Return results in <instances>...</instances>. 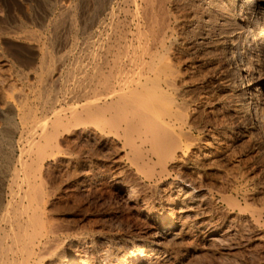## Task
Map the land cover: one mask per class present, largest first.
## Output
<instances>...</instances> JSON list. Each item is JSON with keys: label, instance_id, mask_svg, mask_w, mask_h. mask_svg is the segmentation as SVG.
Segmentation results:
<instances>
[{"label": "bare ground", "instance_id": "obj_1", "mask_svg": "<svg viewBox=\"0 0 264 264\" xmlns=\"http://www.w3.org/2000/svg\"><path fill=\"white\" fill-rule=\"evenodd\" d=\"M28 1L0 10L36 63L0 82V264H264V0ZM76 143L141 227L49 220L44 170Z\"/></svg>", "mask_w": 264, "mask_h": 264}, {"label": "rangeland", "instance_id": "obj_2", "mask_svg": "<svg viewBox=\"0 0 264 264\" xmlns=\"http://www.w3.org/2000/svg\"><path fill=\"white\" fill-rule=\"evenodd\" d=\"M30 1L32 2L34 1L33 2L34 6L32 2ZM28 2H30L33 8L36 10L34 11V14H36V12L38 13L36 14L37 16L47 10L46 0H38V2H36V0H29ZM35 4L37 5V7ZM3 7H4L3 2L2 0H0V10L3 9ZM70 34H69L68 39H72V41L75 42L76 40L75 37H77L78 44L76 43L77 45L76 47L78 49L82 48L85 44L82 41L83 39H85V36L83 35L82 37L81 33H77L76 34L77 36L74 33H70ZM13 42L14 41L11 42V40L9 41L2 40L0 42L1 43L0 44V55H1L0 56L1 58L0 59V67H1L0 68L1 70L0 71L1 72L0 82H4L3 84L1 83L2 91H5L4 89L7 88V90L9 89L11 92H13L15 90V87H18V89L22 87L25 90V88L27 89L28 87V83H32V79L27 82L25 80H22L20 76H15L13 72L15 70V66L19 70L21 69L24 71H28V70L30 71L31 69H33V67L36 64L33 62H31L32 64L29 63L30 61L27 58L29 55V52H26L27 50H29L27 45L22 44V43H17V42L15 44V42L14 43ZM19 54L21 55L20 57H19ZM3 60L7 64L4 63ZM27 64H30V65L27 66ZM7 66L10 69L12 68L11 70H13L12 71L13 73L10 71V69L7 68ZM11 83L13 84V86H11L12 85ZM3 85L4 86L6 85L8 87H4ZM9 90L6 92L10 94L11 92H9ZM1 143L3 142H0V148H3V146L4 148L2 149L3 151L0 150V154L2 153L4 155L1 154L2 156H0V158L1 159L3 158L12 159L13 157L15 158L16 157L15 155L10 154L9 152L10 150L8 149V146L6 145V143L4 142L2 145ZM242 145L240 146L239 144V146H237L236 149H239L240 147H243V149H247V146L244 143ZM244 145H245V148H244ZM88 149L90 151H88ZM71 150L72 152H75L74 154L75 156H77L76 160H78V162L76 164H66V163L62 165L51 164L50 166L48 167L46 166L45 168L48 171L44 170L45 172L43 175V182H44L47 193L49 192L46 212H47V216L49 215L48 216L49 220L54 224V226L57 227L58 230L60 231L62 230V232L68 235L69 237H72L79 232L80 233H90V234L98 233V234H106V235H116V234H120L119 232L121 233L122 232H133V230H135L136 228L141 227V225H139L140 224L139 220L136 217L134 220L133 218L134 216L131 215L125 209L119 196H117L115 190L110 186L112 181L115 178H118L119 176H118V172L114 171V169H111L108 163L106 162L104 164L103 162L101 163V159H103V157L105 156L103 152L100 153V151L96 150V152L93 153L89 146H86L85 144L82 145V144H77V143L75 145H70V151ZM83 152L87 154L84 155ZM94 160L95 161L97 160V161L95 162ZM90 161H93V162L89 163ZM64 227H66V229Z\"/></svg>", "mask_w": 264, "mask_h": 264}]
</instances>
